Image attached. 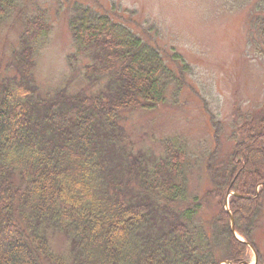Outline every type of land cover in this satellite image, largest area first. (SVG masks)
Masks as SVG:
<instances>
[{
    "label": "trees",
    "instance_id": "trees-1",
    "mask_svg": "<svg viewBox=\"0 0 264 264\" xmlns=\"http://www.w3.org/2000/svg\"><path fill=\"white\" fill-rule=\"evenodd\" d=\"M14 2L0 0V24ZM40 23H25L15 74L0 84V264L246 261L264 194V110L256 120L240 114L230 155L220 167L206 166L219 210L204 225L197 198L187 204L184 150L167 141L150 162L124 141L125 113L152 111L170 84L181 86L158 50L110 16L76 6L68 60L88 59L84 77L102 88L43 99L32 74V42L47 28ZM254 26L250 40L264 59V20ZM231 192L240 196L229 199L233 230L245 243L233 236L223 207ZM55 233L66 239L68 256L52 252Z\"/></svg>",
    "mask_w": 264,
    "mask_h": 264
},
{
    "label": "rangeland",
    "instance_id": "rangeland-1",
    "mask_svg": "<svg viewBox=\"0 0 264 264\" xmlns=\"http://www.w3.org/2000/svg\"><path fill=\"white\" fill-rule=\"evenodd\" d=\"M76 6L127 26L157 49L180 79V87L170 84L161 105L129 111L120 124L128 149L150 162L164 155L167 141L184 150L187 204L197 198L199 220L206 225L219 210L206 166L220 167L230 155L240 114L256 120L264 110V59L250 40L257 27L253 22L264 20V0H15L0 24V84L15 74L13 53L21 48L28 20L47 27L32 42L38 96L50 98L60 90L94 94L102 88V81L84 77L88 59L68 60L74 53L68 20ZM227 195L223 207L230 216ZM261 202L246 264L257 262V252L258 264H264V194ZM49 246L56 255L68 256L61 234H50Z\"/></svg>",
    "mask_w": 264,
    "mask_h": 264
},
{
    "label": "water",
    "instance_id": "water-1",
    "mask_svg": "<svg viewBox=\"0 0 264 264\" xmlns=\"http://www.w3.org/2000/svg\"><path fill=\"white\" fill-rule=\"evenodd\" d=\"M231 195H235V194H228L227 196L229 197V196H231ZM227 197V198H228ZM239 197V196H238ZM227 198H226V202H225V204H227ZM226 210V209H225ZM227 211V210H226ZM230 230H231V232L233 233V236L238 240V241H240V242H242V243H245L244 241H242V240H240L237 236H236V234L234 233V230H233V218H232V216L230 215ZM250 249H252V246L250 245V244H247V243H245ZM224 264H226V262L224 263ZM242 264H246V263H242Z\"/></svg>",
    "mask_w": 264,
    "mask_h": 264
}]
</instances>
